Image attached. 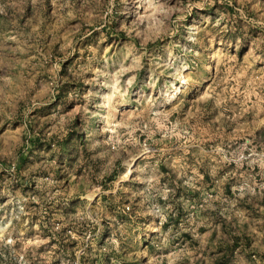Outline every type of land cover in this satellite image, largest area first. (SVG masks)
<instances>
[{
	"label": "rangeland",
	"instance_id": "1",
	"mask_svg": "<svg viewBox=\"0 0 264 264\" xmlns=\"http://www.w3.org/2000/svg\"><path fill=\"white\" fill-rule=\"evenodd\" d=\"M0 264H264V0H0Z\"/></svg>",
	"mask_w": 264,
	"mask_h": 264
}]
</instances>
